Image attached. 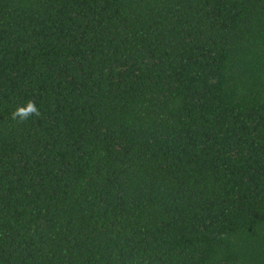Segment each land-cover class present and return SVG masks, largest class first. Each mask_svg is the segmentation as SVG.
<instances>
[{
    "label": "trees",
    "instance_id": "1",
    "mask_svg": "<svg viewBox=\"0 0 264 264\" xmlns=\"http://www.w3.org/2000/svg\"><path fill=\"white\" fill-rule=\"evenodd\" d=\"M0 264H264V0H0Z\"/></svg>",
    "mask_w": 264,
    "mask_h": 264
},
{
    "label": "clouds",
    "instance_id": "2",
    "mask_svg": "<svg viewBox=\"0 0 264 264\" xmlns=\"http://www.w3.org/2000/svg\"><path fill=\"white\" fill-rule=\"evenodd\" d=\"M40 109L34 101H28L26 105L18 106L12 112V119L18 122H25L32 116H40Z\"/></svg>",
    "mask_w": 264,
    "mask_h": 264
}]
</instances>
